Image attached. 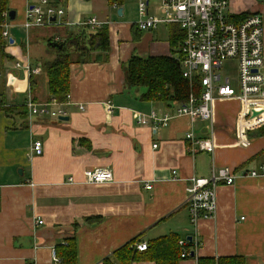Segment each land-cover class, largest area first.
I'll list each match as a JSON object with an SVG mask.
<instances>
[{
    "label": "crops",
    "instance_id": "0c3cea01",
    "mask_svg": "<svg viewBox=\"0 0 264 264\" xmlns=\"http://www.w3.org/2000/svg\"><path fill=\"white\" fill-rule=\"evenodd\" d=\"M50 1L64 7L61 23L26 28L28 5L39 0H8L15 18L9 15L6 28L12 42L4 39L10 58L0 61V264H64L53 261V250L73 236L74 264H104L133 240L148 243L170 233L200 242L195 257L179 264L231 255L243 256L245 264H264V126L249 132L248 146L240 145V102L221 98L214 101L213 128L209 121L192 126L182 114L167 126L139 123L137 113L163 115L176 102L142 98L146 89L127 86L124 65L133 55L174 52L172 25L140 30L127 12L137 10L136 1L135 8L110 0ZM240 1L231 0L237 12L264 17V0ZM93 17L109 27L108 60L71 65V101L62 106L68 120L30 115L25 108L30 95L38 102L52 98L44 63L58 51L49 40H65ZM18 61L41 71L29 77L15 68ZM190 130L196 137L213 135V152L197 145L191 151ZM35 139L42 141L43 153L31 157ZM95 167L111 169L114 180L86 181L84 171ZM222 167L235 172V181L217 187L215 216L194 225L186 188L192 178Z\"/></svg>",
    "mask_w": 264,
    "mask_h": 264
},
{
    "label": "built area",
    "instance_id": "2783aa9c",
    "mask_svg": "<svg viewBox=\"0 0 264 264\" xmlns=\"http://www.w3.org/2000/svg\"><path fill=\"white\" fill-rule=\"evenodd\" d=\"M137 2L140 30H153L161 24L176 25L183 32L175 54L183 76L191 83H198L199 92L191 91L188 100L176 102V105L163 115L153 112L150 117L142 113L135 115L141 124L151 122L155 128L167 126L175 115H188L192 126L198 121H214V101L216 98L237 99L240 102V113L236 125V138L242 146L250 144L249 132L264 126V17L256 11L241 14L233 11L231 0H135ZM116 5V4H115ZM117 6V5H116ZM63 6L53 4L50 0H39L36 4H29L26 12L25 27L33 24L61 23L59 19L64 15ZM1 26L4 39L9 40V12L2 13ZM56 19L53 21L52 18ZM89 26L95 30L101 27L102 22L95 17L88 19L82 26ZM81 26V27H82ZM11 41V40H9ZM55 42H62L58 36ZM236 62V72L233 77L224 75L222 69L225 64ZM15 68H23L29 77L39 73V67L33 68L29 62H16ZM1 75V74H0ZM71 101V94L66 95L64 102L52 97L45 102L36 101L31 95L25 102L27 111L32 116L60 118L67 112L63 103ZM81 109L84 107L79 105ZM109 106V108H111ZM214 131V130H213ZM191 142V151L195 145L207 152L215 148L213 135L196 137L193 130L186 133ZM157 146L156 144L154 145ZM43 143L33 140L31 154L41 155ZM174 173H176L174 171ZM252 175H258L256 170ZM84 177L88 182H106L114 180L111 169L95 167L86 169ZM73 180V178H70ZM235 172L230 167H222L213 171L209 177L192 178L187 186V207L191 222L196 225L199 220L213 218L217 212V187L221 184H233ZM151 189V184H146ZM44 221L38 219L37 223ZM193 246L189 249L184 246L189 242ZM183 250L181 258L191 257L200 246V242L193 239H180ZM139 251L148 248L147 242L136 243ZM53 261L61 263V259L53 250Z\"/></svg>",
    "mask_w": 264,
    "mask_h": 264
},
{
    "label": "trees",
    "instance_id": "16d2710c",
    "mask_svg": "<svg viewBox=\"0 0 264 264\" xmlns=\"http://www.w3.org/2000/svg\"><path fill=\"white\" fill-rule=\"evenodd\" d=\"M112 4L122 5L124 0H110ZM8 11V0H0V61L10 58L5 52L1 26L2 13ZM183 32L176 26H171L170 43L172 47H178ZM55 42L49 40V44ZM62 47H54L58 51L56 58L44 63V69L48 76L49 92L59 102H64L70 88V67L73 63L87 62L92 59L106 61L111 50L110 32L107 24L93 30L89 26H82L78 30L70 32L67 38L60 42ZM125 82L130 87H144L146 90L142 98L161 100L164 102H185L191 91L199 92L198 83H191L183 76L182 69L175 51L168 55H133L124 65ZM26 108V107H25ZM27 109V108H26ZM90 222L91 218H87ZM78 225V224H76ZM180 236L170 233L160 236L148 242L145 251L136 248V240H133L117 250L113 258H107L104 264H132L135 261L150 260L155 264H179L182 246L179 244ZM139 242V241H138ZM193 242L189 241L184 248L189 249ZM57 256L64 264H74L77 261V242L75 236L65 240L63 245L55 248ZM194 253V256H192ZM191 257H195V252ZM190 257V258H191ZM198 264H245L241 255L220 257H199Z\"/></svg>",
    "mask_w": 264,
    "mask_h": 264
},
{
    "label": "rangeland",
    "instance_id": "374dc122",
    "mask_svg": "<svg viewBox=\"0 0 264 264\" xmlns=\"http://www.w3.org/2000/svg\"><path fill=\"white\" fill-rule=\"evenodd\" d=\"M237 1V4L240 5L241 4V1L240 0H236ZM127 2V4H130L131 6H133V8H135V0H125L124 3ZM231 8L233 9V11H237L238 10V7H233L231 6ZM133 11H129L127 9V12L128 13H131V16L128 14V18H131V19H138V12L136 9H132ZM136 10V12H135ZM243 14V13H242ZM244 15V14H243ZM235 72H236V62L234 63H230V64H225L224 68L222 69V73L224 75H228V76H231L233 77L235 75ZM143 88V87H141Z\"/></svg>",
    "mask_w": 264,
    "mask_h": 264
},
{
    "label": "water",
    "instance_id": "95a60500",
    "mask_svg": "<svg viewBox=\"0 0 264 264\" xmlns=\"http://www.w3.org/2000/svg\"><path fill=\"white\" fill-rule=\"evenodd\" d=\"M118 12H119V14H122V7H120V8L118 9ZM9 15H10V18H11V19H14V18H15V12H14V11H10V12H9ZM55 19H56L55 17L52 18L53 21H54ZM11 42H12V40H11ZM52 45H53L54 47H59V48L62 47V44H60L59 42H53ZM60 119H61V120H68L69 118H68V116H62V117H60ZM188 240H192V237H191V236L188 237ZM192 256H194V253H192Z\"/></svg>",
    "mask_w": 264,
    "mask_h": 264
}]
</instances>
